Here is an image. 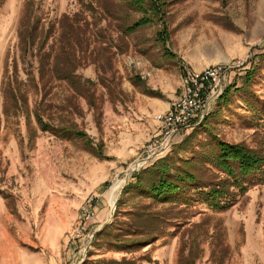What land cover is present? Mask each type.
Wrapping results in <instances>:
<instances>
[{
	"label": "rangeland",
	"instance_id": "rangeland-1",
	"mask_svg": "<svg viewBox=\"0 0 264 264\" xmlns=\"http://www.w3.org/2000/svg\"><path fill=\"white\" fill-rule=\"evenodd\" d=\"M29 1L36 43L25 49ZM129 3L0 0V264H110L145 253L179 264L182 249L195 264H264V169L228 210L192 201L178 222L187 225L140 251L97 244L99 231L148 202L132 197L135 172L169 154L198 159L218 138L264 148V0H163L162 18L130 32L144 13ZM215 66L227 76L205 115L150 156L155 115L181 99L186 71Z\"/></svg>",
	"mask_w": 264,
	"mask_h": 264
},
{
	"label": "trees",
	"instance_id": "trees-1",
	"mask_svg": "<svg viewBox=\"0 0 264 264\" xmlns=\"http://www.w3.org/2000/svg\"><path fill=\"white\" fill-rule=\"evenodd\" d=\"M162 1L128 0L131 7L144 13V17L130 25L127 31H134L156 17L162 18ZM27 5L26 22L22 20V28L19 30L25 49L36 43V37L29 31L32 3L29 1ZM263 110H259L257 115L264 126ZM38 119L48 129L41 115H38ZM179 161L184 162L182 164ZM263 169L264 148L253 149L245 144H234L219 138L198 159L178 160L169 154L132 175L135 179L131 186L134 189L132 197L146 199L148 202H141L132 210L123 212L120 215L122 218L117 216L114 223L96 234L97 244H106L118 251H140L154 243L169 227L176 226V230H179L181 226L187 225V221L181 224L178 222L184 218L182 215L192 201L205 203L213 212L228 210L237 202L238 196L255 185L253 176ZM260 179L264 182V176ZM125 191L128 194V189ZM183 203L184 206H181ZM184 250L181 251L179 264H195L194 257L182 255ZM144 262L154 264L148 253L136 259L123 257L121 261H109L110 264Z\"/></svg>",
	"mask_w": 264,
	"mask_h": 264
},
{
	"label": "built area",
	"instance_id": "built-area-1",
	"mask_svg": "<svg viewBox=\"0 0 264 264\" xmlns=\"http://www.w3.org/2000/svg\"><path fill=\"white\" fill-rule=\"evenodd\" d=\"M226 76L227 68L223 66L210 67L199 72L186 71L181 99L173 102L168 110L155 115L160 127V138L150 145V156L163 155L174 137L188 128L194 119L205 115L209 101L220 93L219 87ZM142 161L145 162L146 159ZM141 165L143 163L138 167ZM90 216L87 212L84 220H89ZM83 230L84 227L80 226L78 232L82 233Z\"/></svg>",
	"mask_w": 264,
	"mask_h": 264
},
{
	"label": "bare ground",
	"instance_id": "bare-ground-1",
	"mask_svg": "<svg viewBox=\"0 0 264 264\" xmlns=\"http://www.w3.org/2000/svg\"><path fill=\"white\" fill-rule=\"evenodd\" d=\"M141 163H143L142 160L139 161L138 165L136 164V165H137L136 167H138ZM132 167H133V166H132ZM124 181H125V179H122V180L117 179V180L114 182V184H113V186H112V188H111V190H110V196H109V197H110V204H111L112 206L115 205L117 192H118L119 189L121 188V186H122V184H123Z\"/></svg>",
	"mask_w": 264,
	"mask_h": 264
}]
</instances>
